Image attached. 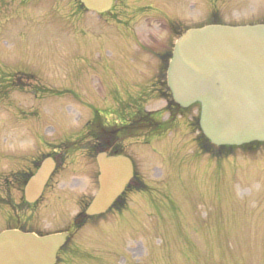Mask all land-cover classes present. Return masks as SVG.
Listing matches in <instances>:
<instances>
[{
  "label": "rangeland",
  "instance_id": "1",
  "mask_svg": "<svg viewBox=\"0 0 264 264\" xmlns=\"http://www.w3.org/2000/svg\"><path fill=\"white\" fill-rule=\"evenodd\" d=\"M213 17L262 23L264 0H114L103 17L78 0H0V175L19 169L12 156H62L35 213L16 212L45 235L36 238L66 234L54 264H264V144L205 154L199 108L171 115L156 89L155 56ZM139 114L146 128L135 124L122 146L141 187L120 212L81 224L97 185L94 159L78 148ZM12 214L0 207V232Z\"/></svg>",
  "mask_w": 264,
  "mask_h": 264
},
{
  "label": "water",
  "instance_id": "2",
  "mask_svg": "<svg viewBox=\"0 0 264 264\" xmlns=\"http://www.w3.org/2000/svg\"><path fill=\"white\" fill-rule=\"evenodd\" d=\"M103 14L112 0H79ZM167 85L180 108L200 105L199 128L214 146L239 147L264 142V25L206 26L186 31L175 43L167 68ZM99 189L86 210H108L132 177L124 157L97 158ZM54 169L46 160L28 183L27 201L40 196ZM66 234L36 238L15 231L0 234V264H54Z\"/></svg>",
  "mask_w": 264,
  "mask_h": 264
},
{
  "label": "flooded vegetation",
  "instance_id": "3",
  "mask_svg": "<svg viewBox=\"0 0 264 264\" xmlns=\"http://www.w3.org/2000/svg\"><path fill=\"white\" fill-rule=\"evenodd\" d=\"M262 23H264V21H262ZM155 57L159 61V66L156 69L158 73H160L157 78L158 80L161 75V78L159 80L160 83H158L157 80L155 81L157 82L156 84H158L156 89L158 92L160 91L164 92L166 95L167 85H166V80H165V70H166L168 55L167 53H165L164 55H157ZM169 110L171 111L170 112L171 115L175 113L178 114L179 112H181V110L176 108L175 105L171 103H169ZM146 121H147L146 115L139 114V116L134 115L132 119H130L128 122L126 121V123L131 122V124L127 126H123L122 124L124 123L121 122L122 124L120 125V127H116L114 128V130L111 129V131L110 129L108 131H104V129L99 127L98 130L93 132V135L90 136V140L92 144L89 146L86 145L85 147L78 148L79 152L87 151L86 156H90L92 159H94L95 166H96L95 167V170H96L95 179H96V185H97V188L95 192H93V195L88 196L87 198H85L84 200L82 199L81 201L82 204L79 206V209H78L79 210L78 217L82 221L81 224H84L88 222L89 220L101 219L103 216L113 213V212H117V213L120 212L122 209L125 208L126 196L129 193L136 191V189H138L136 187H139V188L141 187L142 183L138 179L136 175V171L133 167L132 178L126 184L123 192L116 199V201L113 203L111 208H109L105 214L100 215V216H94V217L84 216L88 205L90 204L94 194L96 193L98 189V180L101 176L98 164L96 162V158L99 155H103L107 158L112 157V156L122 155L128 158V156L124 152L125 150L123 149L122 142L125 141V139L132 140V138H134L135 124L137 123L139 125L141 124V126H144L146 128ZM88 124L90 125V123ZM196 124L197 123H195V126ZM151 125L149 124L148 126H150V129L152 132H156L161 129L160 124L155 123ZM122 135H127V136L124 137ZM258 145L260 144H257V146ZM254 146H256V144L251 143L248 146H245V148L247 149V148L254 147ZM60 157L62 156L59 155L58 153L53 152L52 155L48 153L39 159V155L38 153H36V151L32 152L28 157H21V156L20 157L12 156L10 158L6 157L7 159L5 160L9 161L10 163L16 162L17 165H19L20 163L19 165L20 167H18L19 168L18 170H15V171L11 170V173H9V175L8 174L0 175V207L6 206L13 213L12 217H10L8 221L6 220L4 221L5 223L3 224L4 229L2 230V232H0V234L6 231H15V232H19V233L26 234V235L31 234V235H35L39 237L45 236L43 233L34 229L32 226L26 227L24 224H22L16 212L21 211L22 208H24L25 211H29V213H35V209L38 206V201L40 202V200L43 198V195L45 194V192H47V190L49 189L51 185V182L54 178L55 173L58 171V168L61 167L63 164L62 159H60ZM47 158L52 159V161L56 165V170H54L53 174L50 176L46 185L44 186L41 197L35 200L34 202L29 203L26 201V198L24 195L25 186L27 182L30 180V178L36 173L40 164ZM21 164H24L22 168H21ZM61 252L62 250L60 249L57 253V257L59 256V253ZM57 260L59 261V259Z\"/></svg>",
  "mask_w": 264,
  "mask_h": 264
},
{
  "label": "trees",
  "instance_id": "4",
  "mask_svg": "<svg viewBox=\"0 0 264 264\" xmlns=\"http://www.w3.org/2000/svg\"><path fill=\"white\" fill-rule=\"evenodd\" d=\"M199 147L202 152L209 154L213 157H218L230 151L227 147H214L212 146L201 134L199 135Z\"/></svg>",
  "mask_w": 264,
  "mask_h": 264
},
{
  "label": "bare ground",
  "instance_id": "5",
  "mask_svg": "<svg viewBox=\"0 0 264 264\" xmlns=\"http://www.w3.org/2000/svg\"><path fill=\"white\" fill-rule=\"evenodd\" d=\"M78 8H79V9H82L81 6H80V3H79V2H78ZM86 11H87V10H86ZM87 12H89V11H87ZM101 17H102V16H101Z\"/></svg>",
  "mask_w": 264,
  "mask_h": 264
}]
</instances>
